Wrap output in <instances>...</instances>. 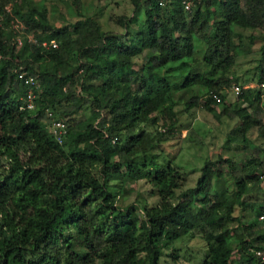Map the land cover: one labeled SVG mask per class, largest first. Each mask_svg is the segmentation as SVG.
I'll return each instance as SVG.
<instances>
[{"label": "trees", "instance_id": "16d2710c", "mask_svg": "<svg viewBox=\"0 0 264 264\" xmlns=\"http://www.w3.org/2000/svg\"><path fill=\"white\" fill-rule=\"evenodd\" d=\"M7 1H11L9 10L4 8ZM7 1L0 2V264H61V258L65 264H159L162 247L193 228L204 231L208 242L201 264H229L232 250L226 223L237 221L241 227L233 206L244 204L241 197L246 191L259 188L264 167L248 176V185L237 180L234 198L225 200L208 193L218 160H206L192 188L200 195L199 205L186 198L172 202L181 173L170 160L158 163L150 152L153 141L170 136L174 129V111L165 104L171 84L152 69L192 55L193 35L206 44V64L228 67L235 52L232 26L264 22V0H192L190 12L182 9L180 0L162 5L146 0L143 20L131 42L100 30L89 17L51 24L42 0ZM245 2L252 7L245 9ZM16 21L23 28L14 26ZM208 28L212 36L205 33ZM27 34L37 41L54 40L57 46L45 48L27 40ZM17 36L22 38L20 45ZM143 51L134 81L123 79L120 66L130 65L131 58ZM31 63L38 69L33 70ZM19 67L38 80L33 108L25 107L26 88L15 78ZM261 81L264 67L257 83ZM193 85L207 88L202 105L214 113L211 92L223 99L216 79L188 70L181 86ZM257 87L262 91L246 87L235 95L247 105L236 111L242 118L240 130L256 124L264 133V126L247 111L259 108L264 87ZM81 98L89 114L75 118L72 114L79 113ZM198 104L195 97L185 103L186 107ZM57 105H62L59 113L68 116L61 142L43 122L44 108L55 114ZM156 114L166 117L159 135L142 127L152 126ZM8 123L10 133L3 129ZM23 149L26 155L21 159ZM223 161L233 168L229 158ZM114 173L145 178L156 187L158 203L146 209L143 218L133 205L114 203L108 186ZM255 205V217L244 226L249 229L247 236H236L242 254L238 264H264L253 252L259 249L264 255L260 244L264 219H258L264 212V189ZM72 232L80 236L85 251L72 249Z\"/></svg>", "mask_w": 264, "mask_h": 264}, {"label": "rangeland", "instance_id": "374dc122", "mask_svg": "<svg viewBox=\"0 0 264 264\" xmlns=\"http://www.w3.org/2000/svg\"><path fill=\"white\" fill-rule=\"evenodd\" d=\"M6 1L0 0V2ZM145 1L138 0L135 6L132 0H42L51 24H71L78 18L89 17L97 22L100 30L107 34L117 35L126 42L133 40L137 26L143 20ZM244 5L247 10L252 7L246 2ZM160 11L162 12L163 8ZM232 28L235 32L232 37L235 52L228 67L215 68L206 64L203 60L206 44L199 35H193L192 55L178 61L166 62L152 69L155 75L159 78H167L171 84L169 98L165 104L174 111V129L170 136L153 141L150 152L156 154L158 163L162 164L170 160L181 173L180 186L174 190L172 202L186 198L195 205H199L200 195L194 194L192 188L200 174V167L206 160H218L208 193L217 194L220 199L225 200L234 198L237 180L242 179L248 185L251 182L248 176L260 172L261 167H264V133L256 124L248 126L244 131L239 129L242 118L236 109L247 105L240 98H236L228 88L231 83H237L258 89L259 92L262 91L257 87V82L260 68L264 67V22L255 27L234 25ZM205 33L208 36L213 34L211 28H208ZM231 52L233 51H229V54ZM144 53L145 51L133 56L130 65L120 66L123 79L129 82L134 81L136 70L144 60ZM71 62L76 64L73 60ZM31 67L33 70L38 69L36 63H31ZM188 70L203 72L218 82V88L223 92V99L216 102L210 101L209 105L215 109L214 113L202 105L206 87L202 85L181 86L184 74ZM191 97L199 100V104L186 107L185 103ZM77 104L79 107L77 106L76 110L79 113L72 114L75 118L81 114H89L88 104L84 98L79 99ZM61 109L62 105H57L55 115L62 117L66 122L68 116H62L59 113ZM248 109L247 111L259 120L260 126H264V96L260 97L258 109ZM156 118L152 126L148 123L141 126L158 134L162 120L166 117L162 118L156 114ZM43 122L47 127L45 118ZM3 129L8 133L12 132L11 123L6 124ZM25 151L24 149L19 151L21 159H24ZM224 158L231 160L233 168L223 161ZM3 160L5 163L6 159ZM261 184L258 189L253 188L242 195L243 205L237 203L233 206L232 214L240 219L241 227L237 225V221L226 223L230 230L228 244L232 250L229 264H238L242 258L236 236H247L249 229H245L244 226L253 220L257 211L255 203L263 198L264 188ZM108 186L114 203L120 207L133 205L139 218L144 217L146 209L158 203L156 187L145 178L132 179L125 174L114 173ZM204 234V231L193 228L174 239L162 247L159 264H201L208 251V242ZM70 242L73 250L85 251L80 244V236L74 232H72ZM260 244L264 246V239ZM173 252L174 257L171 255ZM60 263L65 264L62 258Z\"/></svg>", "mask_w": 264, "mask_h": 264}, {"label": "built area", "instance_id": "2783aa9c", "mask_svg": "<svg viewBox=\"0 0 264 264\" xmlns=\"http://www.w3.org/2000/svg\"><path fill=\"white\" fill-rule=\"evenodd\" d=\"M165 1L166 0H157V3L159 5H162V4H164ZM180 3L182 5V9L186 12H190L192 10L193 5H194L192 0H180ZM10 4H11V1H7L4 4V8L6 10H9ZM14 26L23 28L19 21H16ZM26 39L29 41H34V42L40 43V45H42L45 48H47L49 46H52V47L57 46V43L54 40L37 41L30 34H27ZM21 42H22L21 36H17L16 37V45H20ZM15 78L18 81H20L23 84V86L26 88L25 93H24V97H23L24 102H25V107L26 108H33L34 99L37 95V92L39 91V83H38L36 76L34 74L29 73L24 67H19L15 72ZM257 84L260 87H264V81H261ZM246 87H248V86H246ZM246 87L239 85L237 83H231L228 86L229 90L235 95L238 94L241 91V89L246 88ZM210 95L215 101L220 100L219 96L216 93L211 92ZM44 116H45V119L47 120V124H48L47 127H48L50 134L53 136V138L57 142H61L62 138L66 134V129H67V124H66L65 120L63 118H59V117L55 116V114L48 107L44 108ZM259 178L261 179V182L263 185L262 187L264 188V172L262 174H259ZM258 219H260V220L264 219V212H261L258 215ZM253 252L255 255L260 256V258L262 260H264V255L262 254V252L259 249H255V250H253Z\"/></svg>", "mask_w": 264, "mask_h": 264}]
</instances>
